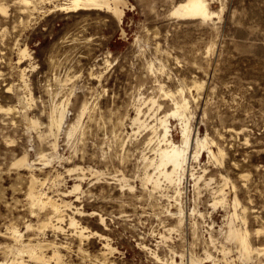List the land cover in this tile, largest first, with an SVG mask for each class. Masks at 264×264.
I'll use <instances>...</instances> for the list:
<instances>
[{
    "label": "rangeland",
    "instance_id": "374dc122",
    "mask_svg": "<svg viewBox=\"0 0 264 264\" xmlns=\"http://www.w3.org/2000/svg\"><path fill=\"white\" fill-rule=\"evenodd\" d=\"M32 1L33 6L25 12L17 0H0L6 7V13H0V105L15 107L8 115L0 113V233L12 224L24 233L26 221L36 223L46 214L28 202L29 171L12 165L26 152L37 163L33 173L40 179L49 177L48 183L37 189L53 199L63 198L62 192L74 182L76 175L68 174L67 168L90 166L105 173L99 181L86 174L81 183L83 193L73 205L106 218L107 229L97 216L76 215L82 225L107 236L115 248L106 256L107 264H158L150 251L168 264L171 257L179 262V255L185 264L189 255L203 256L205 250L221 259V245L230 250L228 258L235 264H257L255 255L252 262L241 261L235 244L224 240L222 227L232 198L228 188L227 205L214 209L208 206L209 194L200 189L202 203L198 208L204 217L187 216L182 232L160 241L163 226L175 223L163 213L166 207L174 210L175 195L168 188L150 199L141 188L140 157L142 150L151 154L144 144L151 133L146 129L131 136L129 118L135 114L133 104L139 97L153 98L160 104L158 109L150 104L142 106L141 118H146L149 125L154 124L153 113L159 117L173 107L172 98L164 91L175 92L177 99L185 97L191 136H207L214 142V151L216 147L223 150L219 163L209 160L203 150L199 162L190 161L193 172L205 168V175L215 179L211 184L214 189L221 184L219 173L234 182L240 203L247 207L252 245L263 247L264 232L256 236L252 231L264 228V0H210V8L219 14L211 20L170 15L179 0H123L126 7L121 23L102 11L50 12L53 4L64 0ZM21 48H26L30 57L18 65ZM21 66L29 70L25 79L34 98L30 107L23 105L29 117L35 115L41 121L37 129L31 130L28 120L18 113L21 109L14 93L25 95ZM193 83L198 87H192ZM9 85H13L11 93L5 91ZM65 99L66 124L57 135L56 152L60 157L43 168L36 153L39 149L50 152V138L40 140L36 131L45 129L51 104ZM83 101L89 108L81 118L79 131L69 140L64 135L66 127L75 120ZM178 120L169 118L170 135L176 143L181 140ZM120 172L135 186V195L125 191L121 197L112 178ZM57 173L60 177L52 181ZM192 184L188 172L182 204L189 212L194 199L198 203ZM63 199L73 201L75 197ZM64 212L71 214L70 210ZM194 221L197 230L193 233ZM235 223L240 224L237 220ZM62 226L63 233L46 231L44 238L67 246L61 249L65 264H99L96 259L102 257L104 241H84L80 251L71 229L65 223ZM210 234L213 245L208 241ZM47 252L50 254V249Z\"/></svg>",
    "mask_w": 264,
    "mask_h": 264
},
{
    "label": "bare ground",
    "instance_id": "6f19581e",
    "mask_svg": "<svg viewBox=\"0 0 264 264\" xmlns=\"http://www.w3.org/2000/svg\"><path fill=\"white\" fill-rule=\"evenodd\" d=\"M17 1L22 5V9L25 12L29 10L30 6H33L32 0ZM45 1L52 3V0ZM209 1L210 0H179L172 6L170 15L184 20H211L213 16H218L219 14L210 8ZM125 2L123 0H64L62 3L53 4L52 8L49 10L50 12H59L63 14L76 13L79 11H102L110 13L118 23H121L124 16V7H126ZM33 9L34 7L32 10ZM0 13H6V7L2 4H0ZM18 50L19 57H17L18 59L16 64L19 65L22 64L27 57L29 58L30 55L28 54L26 48H21ZM28 64L30 67V63ZM31 69L33 70L34 67H31ZM25 71L28 72L29 70L22 66L19 68V74L25 89V95L22 97L16 92L14 93V96L17 101V105H19V108L21 109L18 113H20V116L23 119L28 120V124L32 130V128L37 129V127L41 126L42 123H40L41 121H39V118L35 115H31V117H29L27 113L28 109L24 106L25 104H28V107H30V104L34 101L32 93L28 88V84L25 79ZM97 77H100V75H97ZM191 86H195L196 88L198 87L196 84ZM159 88L161 91H164V88L161 85H159ZM180 89L182 90V88ZM188 90L189 89H187V91ZM5 91L7 93H11V91H13V85L7 86ZM164 92L166 96H170L172 98L171 100L173 107L170 111H163V115L159 117L156 115V113H153L152 118H154V124L149 125L146 118H141L143 114V105L150 104L151 107L156 106L157 109L160 108V104L153 98L145 100L144 98L139 97L136 100L137 103L133 104L135 114L129 118L131 136H137L141 133V131L146 129H148L151 133V136L144 140L145 148L148 147L151 154L148 155L142 150L140 157L142 162V177L139 179V184L141 185V188L145 191V193H147V197L150 199L153 198V194L161 193V191L168 188H171L175 195L173 197L175 201L174 210L173 208L171 209L166 207L163 211L165 216L175 219V223L171 226H163V233L159 234L160 241L162 243L166 242L171 238L172 233L179 234L182 232V227L187 216H199L201 218L204 217V213L198 208L199 203H202V201L199 199L200 189H204L209 194V197L211 198L209 199L208 206H211L214 209L217 206H223L224 208V206L227 205V192L225 189L228 188L232 193V198L228 202L230 212L227 211L224 227H222L224 229V240L235 244L238 252V258L241 261H244L245 263L252 262L251 260L254 258L253 255H255L256 258L254 261H257V264H264V246L260 248L259 246L254 247L252 245L250 239L251 231L248 227L247 218L245 216L247 207L240 203L237 197L236 185L234 182L231 181L226 176V174L223 175L219 173V180L221 181V184L218 188L214 189V187H211V184L215 183V179L209 175H205V168H203L200 172H193V169L190 165V161L192 160L199 162V157L203 150L206 151L209 160L218 162L223 156V150L219 147H216V151H214L211 148V146L214 145V142L208 139L207 136H191L186 114L188 100L185 97H180L181 99H177L176 96L178 95H174L175 92H171L170 90ZM67 105V99L57 104L52 103L46 114L47 123L44 125L45 129L43 131H36L37 138L40 140H43L44 138H50L47 141L50 152H47L45 149H39L36 153V160L41 162V166L43 165V168L48 166L54 158L60 157L58 152H56L57 135L63 126L62 124L65 122ZM87 105L88 102L83 101L76 117L73 118L75 120H73V122L71 121L67 125L64 134L67 139L70 140L73 138V135L76 134L75 132H77L78 127L81 124V118L89 108ZM14 109V106L4 107L0 105V113L5 115H8ZM170 117H177L180 120L181 140L179 143L174 142L171 138L172 136L170 135L169 128ZM120 160H123V156ZM35 164L37 163H35L34 160H30L28 154L24 152L18 159L15 160L12 165L18 167L19 170L23 169L29 171V184L27 187L28 202L31 206L36 207V209L38 208L40 211H45V217L43 216L44 218L42 219L38 218L36 223H32V221H26L23 224L25 228L24 233L15 224L6 227L5 232L0 233V236L5 240V242L0 243V249L2 250L3 254V257L0 259V264H65L63 259L64 255L61 253V249H65L67 246L60 242L57 243L55 240L49 241L44 238L46 231H51L53 234L59 232L63 233V223H65V225L71 229V234L76 237L78 241L76 248H78L80 251L83 250L82 244L84 241L94 238L103 240V249L100 254L102 257L100 259H96V262L99 264H107L106 256L111 255L115 251V248L110 245L107 236H104V234L95 230H90L87 226L82 225L76 218V215L81 217L88 216L91 218L97 216L100 224L103 225L105 229H107L105 223L106 218L103 216V214L95 211L86 213L81 207L73 205V202L79 200L80 197L78 195L83 193L81 183L86 179V174L90 175L92 178H95L96 181H99L100 178L105 175V173L100 169L92 168L90 166L84 168L75 165L73 167L67 168L65 171L68 174H75L76 176L73 177L74 182L72 185H70V188L66 192H62V197H75V200L70 201V199L67 200L63 198L53 199L51 196H48V194L41 191V189H37L48 183L49 177L44 179L38 178V176L33 173V170L36 169V167H34ZM188 172L192 177V189L195 191L197 195L196 199L198 200V203H196L194 199L193 207L190 212L185 207H183L182 204L184 179L187 177ZM241 176L245 177V175ZM59 177L60 175L57 173L52 181H56V179ZM112 178L118 185V190L120 191L119 193L121 197L124 195L125 191L135 195V186L129 182L128 178L122 172H120L118 175H114ZM120 202L123 201L120 200ZM65 210H70L71 214L65 213ZM31 213L35 214V212ZM206 213L208 214V212ZM208 215L210 217V214ZM37 217H39V215ZM235 220L239 221L240 224L235 223ZM191 228L193 233L197 230L195 221L191 224ZM208 228L210 229V224H208ZM252 232L254 235L259 236L262 234V232H264V228H257ZM208 238L210 244L213 245L211 234ZM143 247L145 248V246ZM220 248L221 249L219 252L221 253V259L213 257L208 251L205 250L203 256H197L196 254L189 255L185 264H220L219 260L224 264H235L232 259L230 260L228 258L230 250L224 245H221ZM49 249L51 251L50 254L47 252ZM171 249L172 248L169 249L170 252ZM171 253L174 256L176 255L173 252ZM150 254L158 264H168L167 260H162L156 253L150 251ZM179 257V262L175 261L172 257L169 258L171 259L170 264H183V256L179 255Z\"/></svg>",
    "mask_w": 264,
    "mask_h": 264
}]
</instances>
